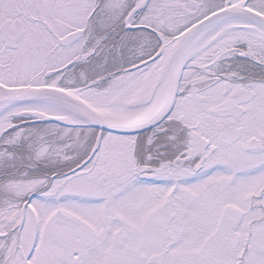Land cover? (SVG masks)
<instances>
[{
	"label": "snow or ice",
	"instance_id": "6c2138e0",
	"mask_svg": "<svg viewBox=\"0 0 264 264\" xmlns=\"http://www.w3.org/2000/svg\"><path fill=\"white\" fill-rule=\"evenodd\" d=\"M0 264H264V0H0Z\"/></svg>",
	"mask_w": 264,
	"mask_h": 264
}]
</instances>
